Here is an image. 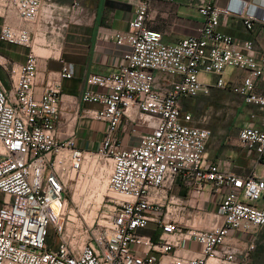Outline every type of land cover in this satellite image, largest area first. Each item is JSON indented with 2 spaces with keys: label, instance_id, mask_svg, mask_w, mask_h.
I'll use <instances>...</instances> for the list:
<instances>
[{
  "label": "built area",
  "instance_id": "obj_1",
  "mask_svg": "<svg viewBox=\"0 0 264 264\" xmlns=\"http://www.w3.org/2000/svg\"><path fill=\"white\" fill-rule=\"evenodd\" d=\"M153 1L139 0L128 28L112 32L123 48L118 70L87 77L81 100L101 104L102 110L88 114L107 124L101 146L87 152L74 138H57L61 82L73 79L76 67L64 64L48 73L41 98L35 96L36 27L60 31L77 22L83 6L0 0V41L28 49L23 64H3L11 90L0 79V264H163L164 257L168 264H247L257 249L264 230V205H257L264 198V178L210 162L212 131L196 125L183 104L212 88L230 89L256 108L239 132V145L264 160V51L258 54L253 41L220 31L234 15L248 30L264 20L245 5L234 11L208 3L200 7L204 23L198 34L166 44L161 32L146 27ZM228 69L247 74L233 83L224 77ZM104 176L108 198L101 205L107 214L83 241L72 233L67 195L80 182L100 184ZM178 180L193 194L211 185L217 211L198 202L187 205L173 194ZM195 218L209 224H187ZM151 225L157 238L141 233ZM186 243L197 245L199 255L178 254Z\"/></svg>",
  "mask_w": 264,
  "mask_h": 264
},
{
  "label": "crops",
  "instance_id": "obj_2",
  "mask_svg": "<svg viewBox=\"0 0 264 264\" xmlns=\"http://www.w3.org/2000/svg\"><path fill=\"white\" fill-rule=\"evenodd\" d=\"M74 1L79 2L84 11L77 17V22L71 23L69 29L65 31L66 42L62 45L59 53L55 56L39 59L40 75L38 85L35 88V96L37 99L41 98L48 73L59 72L64 64H73L77 70L76 76L71 80L61 82L62 100L57 122V138L59 141L74 138L77 148L87 152H95L106 137L107 124L93 119L88 112L100 111L103 106L98 103L83 102L81 97L88 88L86 80L90 74L109 75L118 70V65L122 60L123 48L116 45L112 32L115 30L123 31L128 28L129 22L135 17L136 4L139 0H56V2L68 5ZM214 2L223 7L228 6L234 11L240 10L241 6L245 5L247 12L256 14L260 20H264V0H174L172 3L155 0L151 5L150 18L146 27L161 32L163 42L166 44H177L184 38L198 34L204 23V18L200 14V7ZM2 23L3 19L0 17V30ZM220 31L238 40L253 41L258 54L264 51V24L262 22H255L253 29L248 30L243 19L239 15H234L227 24L220 27ZM27 53L28 49L26 48L0 41V56L15 65L23 64ZM246 74L247 71L245 70L232 69L227 80L239 83ZM1 80L6 89L11 90L10 79L6 80L2 77ZM261 91L264 92V88H261ZM222 93H230L236 96L228 88H212L208 96ZM206 97L207 95H200L185 100L183 109L184 105L190 101H203ZM236 97L243 103V111H246V115L241 117V124L237 128L236 149L230 152H219V147L213 150L208 148V159L210 162L218 164L222 170L240 176L255 173L264 178V160L260 162L255 153L252 159L248 160L244 155V151L247 150L240 147L238 141L239 132L250 123V114L256 111V108L246 104L241 97ZM185 112L194 116L196 125L212 131L211 140L214 134L212 125L207 122V118L205 116L196 118L193 112ZM120 135L123 139H128L126 132H121ZM171 192L183 198L187 205L199 202V205L207 211L216 212L218 209V200L212 194L211 185H206L202 194H193L183 185L181 180H178ZM1 199H3L2 194H0ZM190 209L191 207L187 208L188 211ZM141 233L154 238L159 235V231L153 225ZM198 251L197 245L186 243L184 250L178 251V254L192 257L199 255ZM157 257L159 258V255ZM162 262L168 264L169 258H162Z\"/></svg>",
  "mask_w": 264,
  "mask_h": 264
},
{
  "label": "rangeland",
  "instance_id": "obj_3",
  "mask_svg": "<svg viewBox=\"0 0 264 264\" xmlns=\"http://www.w3.org/2000/svg\"><path fill=\"white\" fill-rule=\"evenodd\" d=\"M56 2V0H53ZM61 5H68L59 3ZM70 5V3H69ZM61 22L55 23L58 25ZM71 25L62 28L60 31L44 30L36 27L37 36L35 37L34 51L37 56L47 57L55 56L59 53L62 45L66 42L65 31ZM6 59L0 56V79L4 77L8 79L7 71H5ZM231 69L227 70L224 77L227 79ZM202 77H209L201 75ZM243 103L239 98L230 94L222 93L213 94L202 100L190 101L184 105V111H191L196 118H207V122L212 125L213 138L209 142L208 148L213 150L219 147V152H230L236 149L237 128L241 124V117L246 115ZM125 123V122H124ZM244 155L248 160L252 159L254 153L244 151ZM252 163V162H251ZM253 164V163H252ZM107 176L101 180V183L94 181H82L77 187L68 192V210L70 213V222L72 233H77L79 239L87 241V230L97 228L98 222L104 220L103 216L107 214L104 205H101L103 198L107 197ZM91 183V185H89ZM98 183V184H96ZM2 201V199L0 200ZM100 202V203H99ZM199 203V202H198ZM257 205H264V198H261ZM188 225L196 227H206L209 221L195 218ZM258 232V231H257ZM258 245L256 251L252 252L247 258V264H264V230L258 232ZM57 238L55 232H50V243H56ZM241 259V258H240ZM254 261V263H253Z\"/></svg>",
  "mask_w": 264,
  "mask_h": 264
},
{
  "label": "bare ground",
  "instance_id": "obj_4",
  "mask_svg": "<svg viewBox=\"0 0 264 264\" xmlns=\"http://www.w3.org/2000/svg\"><path fill=\"white\" fill-rule=\"evenodd\" d=\"M100 203V202H99Z\"/></svg>",
  "mask_w": 264,
  "mask_h": 264
}]
</instances>
